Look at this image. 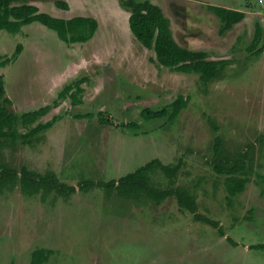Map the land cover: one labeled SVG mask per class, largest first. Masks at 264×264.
<instances>
[{"label":"rangeland","instance_id":"rangeland-1","mask_svg":"<svg viewBox=\"0 0 264 264\" xmlns=\"http://www.w3.org/2000/svg\"><path fill=\"white\" fill-rule=\"evenodd\" d=\"M67 1L69 12L49 5L47 13L92 18L80 15L89 2L103 10L101 32L86 46L66 44L46 27L50 33L33 27L25 39L0 31V56H11L18 44L29 52L5 70L11 109L22 116L52 107L35 123L18 122L19 139L7 141L1 158L76 187L68 196L25 194L19 185L0 191V264H31L38 249L50 250L43 264H264V251L253 248L264 244V0H150L174 23L181 45L229 59L208 83L154 61L155 51L135 37L129 19L114 15L113 0ZM213 7L245 19L221 36ZM67 85L71 90L60 94ZM179 95L187 104L174 122L141 117L145 107L171 111ZM55 116L51 128L24 143L23 134ZM131 122L140 127H125ZM216 138L226 153L251 160L245 175L234 176L245 181L243 192L231 193L228 175L214 170ZM154 158L182 167L172 182L156 169L152 185L184 187L217 226L195 220L175 197L157 204L143 195L85 189V180L118 179Z\"/></svg>","mask_w":264,"mask_h":264},{"label":"trees","instance_id":"trees-1","mask_svg":"<svg viewBox=\"0 0 264 264\" xmlns=\"http://www.w3.org/2000/svg\"><path fill=\"white\" fill-rule=\"evenodd\" d=\"M54 1L59 8L68 9L69 7L65 0ZM18 2L20 3L16 4ZM28 2L29 0H0V30L4 29L9 32H16L23 25L38 21L55 30L58 36L66 43L86 42L97 31L98 21L95 18L78 16L71 19L57 18L48 13L40 12L36 5ZM121 2L131 12L129 24L132 33L145 47L155 51L156 59L153 60L159 65L169 67L173 71L198 73L200 81L205 83L221 74L223 66L228 60H212L206 51L190 49L179 44L173 35L170 19L159 5L150 0H121ZM213 8V12L215 11L218 14L222 22L220 34H225L236 23L244 19V13L237 10L219 7ZM86 30H89V32L84 34ZM260 31L261 26L259 25L257 26L255 37L260 35ZM22 49V44H18L11 56H0V67L16 59L22 52ZM253 51L258 53L255 51V45L253 46ZM70 90L69 85H67L60 94H64L66 91L68 93ZM12 104V100L6 95L4 77L0 75V191L5 189L11 190L17 185H19L21 191L25 194H37L42 189L49 193L55 191L57 195L68 196L70 193L76 191L75 186H65L58 176L52 172L42 175L25 166L18 170L2 160V150L6 146L7 141L9 139L12 141L19 139L17 123L19 122L23 126H28L35 123L39 117L46 115L52 108L51 105H46L35 111L24 112L22 116H19L11 109ZM186 104L187 99L179 95L170 104L171 111L167 108L153 111L149 107H145L142 109L140 115L146 121L168 117L169 122H174L186 107ZM57 119L58 117L55 116L49 122H38V125L23 134L24 143H31V140H29L31 137L51 128ZM125 127L138 129L140 125L137 122H131L125 124ZM214 143V156L211 162L214 170L219 174L228 175L226 184H228L231 193L243 192L245 181L241 180L239 182L234 176L245 175L247 165L251 163V160L245 156L239 159L233 157L234 155L226 153L223 140L220 138L215 140ZM181 167V162L176 165H169L162 162L159 158H154L138 167L135 171L127 173L118 179L103 182L85 180V189L99 186L108 191L115 190L121 195H143L154 200L157 204H161L170 197H175L179 206L191 212L195 220L217 226V221L199 213L196 196L190 195L184 187H172L170 185L167 188L160 189L150 182V174L156 169L161 170L172 182ZM229 202L232 204L231 200ZM220 231L221 234H224L222 230ZM253 248L264 251V244L254 245ZM49 252L50 250L44 249L35 250L32 254L31 264H43L48 259Z\"/></svg>","mask_w":264,"mask_h":264},{"label":"crops","instance_id":"crops-1","mask_svg":"<svg viewBox=\"0 0 264 264\" xmlns=\"http://www.w3.org/2000/svg\"><path fill=\"white\" fill-rule=\"evenodd\" d=\"M67 3H68V1L67 0H65ZM114 1V4H113V6H114V8H115V6H117V8H115V11H114V15L115 16H117V18H121V19H124V18H126V19H129L130 18V15H131V12L128 10V9H126L123 5H122V2H121V0H117V1H115V0H113ZM47 2H49L47 5H46V3ZM116 2H119V3H116ZM20 2H18V3H16V4H19ZM28 3H30V4H33V5H36L38 8H39V10H40V12H44V13H47V11H49V5H53V8H52V11H57V12H59V11H64V12H69L70 10H71V6L70 5H68L69 7H68V9H62V8H59L57 5H56V3H55V1L54 0H29V2ZM69 4V3H68ZM117 4V5H116ZM158 5V4H157ZM161 6V5H160ZM59 8V9H58ZM80 10L82 11V13L83 14H80V15H84V16H88L89 14L90 15H94V17H92V18H95L96 20H98V22H99V24H98V28H97V31H96V33L94 34V36L90 39V40H88V41H86V42H77V43H80L81 45H84V46H86L85 45V43H87V42H90L91 40H93V41H95V39L99 36V34H100V32H101V27H100V20L102 19V17L104 16L103 14H102V12H103V10H94V8H93V6L90 4V2H89V4H86L84 7H81L80 8ZM85 11V12H84ZM90 11H92V12H90ZM49 14V13H48ZM60 14H63V13H60ZM88 14V15H87ZM179 14V13H178ZM52 16V15H51ZM114 16V17H115ZM167 16V15H166ZM55 17V16H54ZM61 17L63 18V19H71V18H65L64 16H62L61 15ZM75 17H77V16H75ZM168 17V16H167ZM177 18H181L180 16H176ZM58 18H60V17H58ZM72 18H74V17H72ZM103 18H105V17H103ZM110 18V17H109ZM169 18V17H168ZM175 18V17H174ZM106 19H108V18H106ZM170 19V18H169ZM245 19V18H244ZM243 19V20H244ZM243 20L242 21H240V22H238V23H236L230 30H228L225 34H221V36H225V35H227V34H230L229 32L234 28V27H236L238 24H240V23H242L243 22ZM39 23V24H38ZM170 23H171V25H173L174 23L170 20ZM220 24H221V22H220ZM43 25V26H42ZM170 25V26H171ZM129 26H130V24H129ZM189 25H186V29H187V27H188ZM33 27H38V28H40V29H43V30H45V31H47V32H49L46 28H49L48 26H46V25H44V24H42L41 22H38V21H34V22H32V23H29V24H26V25H23L22 27H21V29L19 30V31H16V32H10V33H13V34H17V35H19L21 38H23V36L25 35V31H27V30H29L30 28H33ZM46 27V28H45ZM51 29V28H50ZM171 29H172V31H173V35L175 34L174 33V28H173V26H171ZM4 30V29H3ZM53 30V29H52ZM1 31V30H0ZM6 31V30H5ZM53 31H55V30H53ZM220 31V30H219ZM9 32V31H8ZM56 32V31H55ZM103 32V31H102ZM50 33V32H49ZM57 33V32H56ZM220 33V32H219ZM109 34V33H108ZM58 35V34H57ZM59 37V36H58ZM23 39H25V38H23ZM59 39L60 40H62L60 37H59ZM58 40V39H57ZM177 40V39H176ZM62 41H64V40H62ZM65 42V41H64ZM178 42V41H177ZM42 43V41L40 40L38 43H37V45H39V44H41ZM66 43V42H65ZM179 43V42H178ZM67 44V43H66ZM180 44V43H179ZM23 46V45H22ZM183 46V45H182ZM185 47V46H184ZM35 48V47H34ZM33 48V49H34ZM85 48H88V46L87 47H85ZM26 49V47L24 48L23 47V49H22V52L24 51V56H26L28 53H27V49ZM16 50V49H15ZM31 51H33V50H31ZM204 51V50H203ZM21 52V53H22ZM207 52V51H206ZM20 53V54H21ZM19 54V55H20ZM209 54V53H208ZM4 56H6V55H4ZM24 56H23V53L20 55V57H23L24 58ZM19 57V56H18ZM18 57L16 58V59H14L12 62H10L9 64H7V65H5V66H3V67H0V69H1V71H0V75H3V77H4V81H5V74H6V69L7 68H11V66H15V65H17V63L18 62H20V60H18ZM22 58V59H23ZM209 58H210V55H209ZM33 60H34V55H33V59H32V62H33ZM35 60H36V58H35ZM213 60H217V59H213ZM220 60H229V59H220ZM16 61H18L17 63H16ZM219 61V60H218ZM19 65V64H18ZM6 67V68H5ZM163 67H165V66H163ZM169 68V67H168ZM4 70V71H3ZM179 72H181V71H179ZM181 73H185V72H181ZM199 75V74H198ZM66 87V86H65ZM5 88H6V81H5ZM64 89V88H63ZM62 89V90H63ZM60 90V89H59ZM58 90V91H59ZM60 92V91H59ZM6 95L10 98V96H11V94L10 93H8L7 92V89H6ZM57 98V97H56ZM11 100L13 99V98H10ZM65 99V98H64ZM14 104H12V106H13ZM42 107H44V106H42ZM40 109V108H39Z\"/></svg>","mask_w":264,"mask_h":264}]
</instances>
